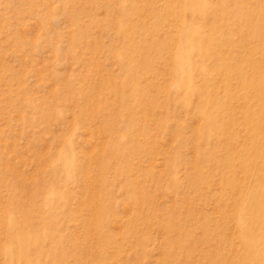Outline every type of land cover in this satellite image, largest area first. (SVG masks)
<instances>
[{
	"label": "rangeland",
	"instance_id": "374dc122",
	"mask_svg": "<svg viewBox=\"0 0 264 264\" xmlns=\"http://www.w3.org/2000/svg\"><path fill=\"white\" fill-rule=\"evenodd\" d=\"M261 69L264 0H0V264H264L222 182L254 183Z\"/></svg>",
	"mask_w": 264,
	"mask_h": 264
},
{
	"label": "bare ground",
	"instance_id": "6f19581e",
	"mask_svg": "<svg viewBox=\"0 0 264 264\" xmlns=\"http://www.w3.org/2000/svg\"><path fill=\"white\" fill-rule=\"evenodd\" d=\"M182 1L184 3H188L189 5H193L195 11H201L202 4L204 5L207 0ZM200 33L201 29L199 25L196 24L190 27L182 26L180 29H178V33L176 34V36L185 39V42L187 41L189 46L196 48L198 46L200 47L201 44L195 42L194 38ZM180 51L181 50H178V53H180ZM117 56L119 58L121 57L120 54H117ZM176 65H179V62H176ZM262 70L264 69H261L260 71ZM185 77L186 76L184 75L181 77L179 76L177 78L176 84L180 85L181 87L187 88V91L198 90L199 85H196L192 80H190V78ZM245 81H248L251 87L254 88L257 85L260 87L264 86L259 80H248V78L246 77L241 79V83ZM245 96L246 95H244V97ZM255 97L256 99H264V91H261L260 94L259 91H257L252 95V98L255 99ZM213 104V101L205 100V102H202V104L198 105L197 107V114L205 120L204 125L206 126H209L210 124L221 123L222 121H224L223 118L220 119L219 115L214 113L215 111L212 109ZM244 108L245 109L243 110V113L245 112V115L249 117L248 120H245L244 125L245 128L250 132L251 136L249 137V139L256 151H247L246 157L249 159V161L247 163H244L243 165L240 164L239 172H241L244 176H252L254 178V183L253 185L248 186L247 184H245L244 178L235 177L236 174L234 172L231 178L224 179V181L222 182H224L225 184L234 185L237 188L236 190L238 192V197L235 199V206L237 210L235 224L239 230L237 238L243 245H245L240 252L241 255L239 256V259L246 257H249L250 259H257V255L264 254V148L261 147V143L259 140L260 136L257 129L260 126V122L254 121L255 118L253 114L255 113L249 111V105L245 104ZM257 109L258 116L264 117V106L257 107ZM199 131L203 133V126L200 127ZM209 131L210 130L208 128L207 132ZM257 159L260 160V163H258ZM255 160H257V163ZM228 164L229 166L235 165L234 160L230 161ZM6 223L11 224L8 219L6 220ZM8 224L7 227H10V225L8 226ZM16 233L14 232V234ZM20 234L19 236H22V234ZM25 236L26 235H24V237ZM19 241L20 240H18V243H21V241ZM2 249L3 252L13 258L15 257V254L18 255V253H20V251H12V249H10L8 246H4Z\"/></svg>",
	"mask_w": 264,
	"mask_h": 264
}]
</instances>
